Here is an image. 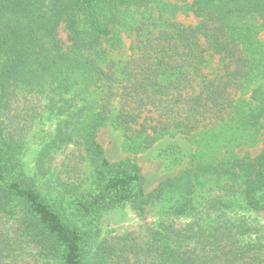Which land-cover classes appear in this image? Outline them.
I'll use <instances>...</instances> for the list:
<instances>
[{"label":"trees","instance_id":"1","mask_svg":"<svg viewBox=\"0 0 264 264\" xmlns=\"http://www.w3.org/2000/svg\"><path fill=\"white\" fill-rule=\"evenodd\" d=\"M153 1L0 0V264H20L23 256L47 264H264V234L236 210L264 217V149L190 162L145 192L139 164L110 161L97 141L107 123L122 131L126 152H145L165 137L195 143L218 126L233 135L264 127V55L248 23L264 22V0H191L196 26L173 22L138 38L136 55L111 59L124 47L116 33L123 9ZM61 24L67 48L58 38ZM212 55L221 68L210 76L203 69ZM19 97L23 108L9 123ZM39 104L56 117L40 159L77 150L90 169L87 188L43 190L25 174L19 154ZM174 148L155 152L168 168L182 161ZM67 194L79 221L126 205L143 213L155 203H168L171 218L149 227L146 240L129 232L92 250L91 228L62 212ZM183 216L190 221L177 225Z\"/></svg>","mask_w":264,"mask_h":264},{"label":"rangeland","instance_id":"2","mask_svg":"<svg viewBox=\"0 0 264 264\" xmlns=\"http://www.w3.org/2000/svg\"><path fill=\"white\" fill-rule=\"evenodd\" d=\"M190 3L191 0H186L185 2L180 0H154L148 8L131 6L130 8L123 9V24L116 26V33L119 34L124 47L112 50L110 58L121 61L129 59L134 56V50L131 46L137 44L138 38L141 39L144 35L155 37L158 31L171 27V23L173 22L182 26H196L200 18L196 17L189 10L188 4ZM248 23L255 31V38L261 47L259 55H264V51H262L264 50V22L257 17L249 20ZM58 38L63 48L69 46L64 24H61L58 28ZM134 53L136 55V49ZM220 68L221 62L219 56L212 55L207 60L203 71L213 76ZM262 81L254 82L246 90L244 97L248 98L252 88L259 85ZM23 102V97H19L18 101L15 102V106H13L15 110L12 109L8 112L9 123L12 120L16 121V119H13V114L18 109L23 108ZM35 107L36 109L33 113L35 117L34 122H28L30 130L26 131L27 134L24 135V139L26 140L19 154L25 174L32 177L40 188L44 186L43 190L48 186L54 187V184L60 189V184L62 185L63 183L65 185L73 183L77 186L80 184V190L87 188L90 169L88 163L80 159L77 150L73 153L71 148L63 149V152H61V149L50 157H44L43 161L40 159L41 149L54 131L56 117L47 116L45 112L42 113L44 108L41 104ZM21 120L22 118L19 119L20 122ZM249 134H252L253 138ZM251 138L253 141L250 140ZM124 139L122 131L114 128L110 123L102 126L97 133V141L103 146L106 156L110 161L128 157L139 164L144 180L145 192H149L159 182L167 177H173L182 169L188 167L190 162H196L197 160L216 162L217 160L226 158L229 154L242 156L248 153L250 156H254L264 149V127L250 133L234 131L233 135L229 127L218 126L208 129L201 136H197V142L195 143L189 142L182 136L165 137L155 142L153 147L145 152L124 151L122 147ZM169 144H173L175 146L174 149L180 150V156H182V161L172 168L167 167V158L155 155L157 149L166 147ZM39 159L41 165H38ZM53 180L57 181L53 183ZM69 196V194L66 195L64 205L62 204V212L67 219L69 218L68 221L79 218L74 215L75 213L70 203L71 197ZM167 206L168 203H155L148 206L145 212L138 213L129 205H126L103 212L97 221H79V219L77 221L81 223L84 229L91 228L93 250L97 242L100 241L102 244L111 243L114 237L129 232L136 233L139 242L146 240V232L149 230V227L157 224L162 219L171 218L169 215L166 217ZM236 210L239 214L246 216L249 224H254L257 227L259 234H264V217L261 213L240 208H236ZM190 219V216H183L175 219L174 222L177 225H184ZM30 257L23 256V259L19 260L20 264H47L45 259L40 261L39 259Z\"/></svg>","mask_w":264,"mask_h":264}]
</instances>
